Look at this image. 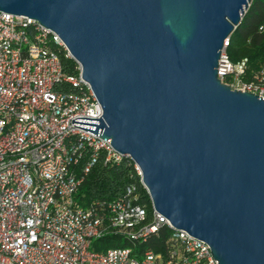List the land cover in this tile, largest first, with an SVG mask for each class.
Instances as JSON below:
<instances>
[{
	"label": "water",
	"instance_id": "obj_1",
	"mask_svg": "<svg viewBox=\"0 0 264 264\" xmlns=\"http://www.w3.org/2000/svg\"><path fill=\"white\" fill-rule=\"evenodd\" d=\"M251 0H0L55 33L102 108L73 126L129 156L154 210L217 264H264V100L217 77Z\"/></svg>",
	"mask_w": 264,
	"mask_h": 264
},
{
	"label": "built area",
	"instance_id": "obj_2",
	"mask_svg": "<svg viewBox=\"0 0 264 264\" xmlns=\"http://www.w3.org/2000/svg\"><path fill=\"white\" fill-rule=\"evenodd\" d=\"M229 44L230 36L218 79L264 100V67L248 75L247 59L230 61ZM61 58L71 59L55 33L0 11V264H217L208 244L173 228L151 202L140 203L139 186L148 193L129 156L72 125L76 117L99 118L102 108L80 67L70 74ZM123 162L137 183L116 199L78 203L94 166ZM108 235L127 246L94 248Z\"/></svg>",
	"mask_w": 264,
	"mask_h": 264
},
{
	"label": "trees",
	"instance_id": "obj_3",
	"mask_svg": "<svg viewBox=\"0 0 264 264\" xmlns=\"http://www.w3.org/2000/svg\"><path fill=\"white\" fill-rule=\"evenodd\" d=\"M227 55L232 63L247 59L248 75L264 67V0H251L239 26L230 36ZM61 62L66 72L70 74L77 72V65L72 59L61 58ZM133 181L137 183L138 177L126 162L119 166L100 163L91 169L79 188L76 199L84 207L94 200H113L120 196L126 185ZM139 193L140 203L150 207L149 198L141 186H139ZM167 231L164 230L162 234H167ZM148 245L156 251L160 249L159 242H151ZM125 246H127L125 241L113 235L105 236L94 243V248L97 249Z\"/></svg>",
	"mask_w": 264,
	"mask_h": 264
}]
</instances>
